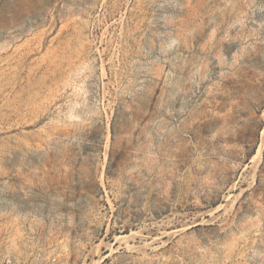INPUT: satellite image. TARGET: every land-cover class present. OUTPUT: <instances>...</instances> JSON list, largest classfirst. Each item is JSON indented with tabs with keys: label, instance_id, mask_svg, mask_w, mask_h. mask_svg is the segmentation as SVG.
I'll return each instance as SVG.
<instances>
[{
	"label": "rangeland",
	"instance_id": "374dc122",
	"mask_svg": "<svg viewBox=\"0 0 264 264\" xmlns=\"http://www.w3.org/2000/svg\"><path fill=\"white\" fill-rule=\"evenodd\" d=\"M0 264H264V0H0Z\"/></svg>",
	"mask_w": 264,
	"mask_h": 264
}]
</instances>
